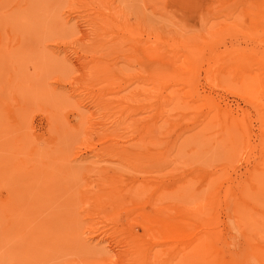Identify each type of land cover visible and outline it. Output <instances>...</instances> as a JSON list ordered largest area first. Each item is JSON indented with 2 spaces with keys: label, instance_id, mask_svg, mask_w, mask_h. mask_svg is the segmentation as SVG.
<instances>
[{
  "label": "rangeland",
  "instance_id": "obj_1",
  "mask_svg": "<svg viewBox=\"0 0 264 264\" xmlns=\"http://www.w3.org/2000/svg\"><path fill=\"white\" fill-rule=\"evenodd\" d=\"M0 103L3 264H264V0H0Z\"/></svg>",
  "mask_w": 264,
  "mask_h": 264
},
{
  "label": "bare ground",
  "instance_id": "obj_2",
  "mask_svg": "<svg viewBox=\"0 0 264 264\" xmlns=\"http://www.w3.org/2000/svg\"><path fill=\"white\" fill-rule=\"evenodd\" d=\"M150 62L152 63L153 61ZM155 68L156 67H154V70ZM25 200L26 198L24 197L23 194L21 195L20 192H17L16 190H12L6 194V196L3 198L2 201V207H1L2 222L0 223V246L2 245L6 246L7 249L10 251L8 253L12 255L22 256L25 250L28 249L30 250L29 252H31L32 251L31 248L34 247L36 249L37 246L39 247V245L35 241V238L33 237L34 234L32 235V232H34L33 226L29 224L27 213L24 212L22 208L25 204ZM193 214L187 211L180 216L163 217L159 214H155L150 216V219L152 220V223L155 226H157V228H160L163 231L167 232V234L171 238L177 241H183L184 244L186 245V248L189 249L190 251L196 253H199L200 252L199 250L202 249L208 251L209 250L208 243H210V239H209L210 237H208V234L192 231L193 225L200 224L199 219ZM145 215L146 218L149 217L148 214L145 213ZM52 230L53 227L49 229V231L51 232L49 235L45 234L47 233V231L44 230V233L42 232V235H39V239L44 241V239L47 238L50 241H52V244L57 243L56 238L55 237L53 238ZM30 237H32L33 239H30ZM34 248L33 250H35ZM33 254L35 255V253ZM254 254L257 256L258 253L254 251ZM24 255L27 254L24 253ZM29 256L30 255L28 254V258ZM25 260H26V256H25ZM0 264H3V260L1 256H0Z\"/></svg>",
  "mask_w": 264,
  "mask_h": 264
}]
</instances>
